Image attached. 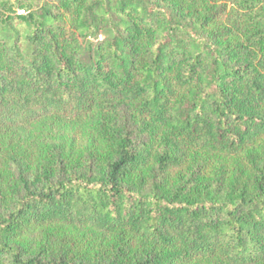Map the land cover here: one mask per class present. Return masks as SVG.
<instances>
[{
  "label": "trees",
  "instance_id": "obj_1",
  "mask_svg": "<svg viewBox=\"0 0 264 264\" xmlns=\"http://www.w3.org/2000/svg\"><path fill=\"white\" fill-rule=\"evenodd\" d=\"M22 5L0 9V264H264V0Z\"/></svg>",
  "mask_w": 264,
  "mask_h": 264
},
{
  "label": "rangeland",
  "instance_id": "obj_2",
  "mask_svg": "<svg viewBox=\"0 0 264 264\" xmlns=\"http://www.w3.org/2000/svg\"><path fill=\"white\" fill-rule=\"evenodd\" d=\"M44 1L47 2H52V0H0V9H3L4 6H12L13 10H15L17 13H22V10L19 7V4H23L22 6L28 11L30 9H34V8H38L39 6L42 5V3ZM108 36V32L105 28H99L97 31H95L94 33L90 34L87 39L92 42L93 44H96L99 41H102L104 39H106ZM86 42H82V46H85ZM115 119H117V123L118 125H120L121 127L125 126L130 130H136L132 136L136 137L137 139H141L144 134H141L137 131L136 127L137 125L135 124V122L130 118V113L127 109V106L125 105H121L118 108V112L117 114H115ZM89 122L87 121H78L77 123L74 122H69L68 125V130L66 131V143L67 145H70L72 143L71 138H73V136L76 138V144L75 147L78 149V151H80L78 153V155H84L85 156V152L87 151V147H89L88 145V135H89V131H90V126H89ZM5 178H4V188L6 190H10L11 189V185L8 183L10 180H12L13 176L11 175V173H13L14 177H19L20 175V171L17 167V165L14 164H7L5 166ZM29 173H28V179L30 180V182H33V180L35 179L33 176L35 174V167H32L31 169H29ZM33 173V174H32ZM180 175H183L184 178H186L187 175V170L186 167L180 169H173L170 171L169 173V180L172 182L174 180H176V178H179ZM161 176V174H159L157 177L159 178ZM7 178L8 182L5 180ZM19 187L20 184H19Z\"/></svg>",
  "mask_w": 264,
  "mask_h": 264
}]
</instances>
